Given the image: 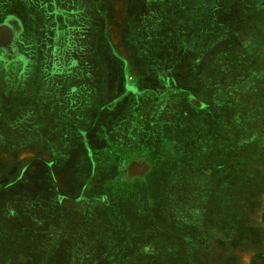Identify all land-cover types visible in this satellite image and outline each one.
<instances>
[{
  "label": "rangeland",
  "instance_id": "obj_1",
  "mask_svg": "<svg viewBox=\"0 0 264 264\" xmlns=\"http://www.w3.org/2000/svg\"><path fill=\"white\" fill-rule=\"evenodd\" d=\"M135 1L139 3L132 5L130 0H64L58 4L57 0H54L53 8L45 5L41 8V5H36V12L32 11L29 5H20L18 0L0 1V144L6 145L5 148L0 147V156L5 160L0 165V237L5 236L2 233L6 232L1 208L8 197L14 194L17 197L34 196L46 202L49 199L46 190L53 187L51 172L46 171V168L41 170L45 164H31V160L33 162L36 157L42 156L45 160H40L45 163L53 157L51 152H46L42 146L44 144L38 146L39 148L33 145L46 142V136L42 133L52 125L51 118L45 117L49 113L46 93L49 97L54 93L55 98L64 94V101H55L62 105V109L55 112L54 116L57 115L60 119L63 115L62 119L69 123L66 132H55V137L61 140L64 138L69 144L62 152L69 154V157L79 147V135L76 132L78 119H84L86 127L89 125L87 119L91 114L102 116V122L98 125L102 136L98 149L101 151L110 150L107 149L108 144L111 141L119 142L122 138L129 142L189 141L190 118L194 111L202 114L199 121L203 125H210L221 110V102H235V97L244 93L247 101L243 109V132L238 134L236 130L231 131L228 123L227 126L221 127L213 122L209 142L212 140V133L213 137L223 141L226 147L222 154L219 153L222 143L214 139L213 154L218 153V156L212 157L217 159L200 166L183 160V163L186 162L180 171V183H183V187L179 189L180 194L168 198L170 206L166 210L169 217L160 218L165 224L156 226L154 221L157 220V208L154 215L148 216L141 212L144 209L142 206H136L134 221L131 222L135 232H141V223L146 221L150 224L149 227L142 228V233L136 236L138 238L134 239V236L130 235L129 249L128 241L125 244L120 242L116 245L117 251L109 254L105 263H99L122 264V259H126L129 264H264V101L259 103L253 97L257 92L253 84L239 79L249 76V81L252 82V72H257L264 81V67H251L249 72H246V68L236 65L240 62L233 63L240 60L237 56L240 58L239 54L242 53L252 58L256 64L264 63V24H260L262 34L258 30L255 33L254 30H239L234 24H230L231 19L220 14L218 9V5L226 6L224 3L233 4L234 7L235 0H210L203 3L207 6L204 18H197L194 22L197 27L202 25L203 31L210 32V28L216 29L217 26L223 27V30L217 28L213 31L218 35H214L212 39L215 47L211 51L189 52L178 47L179 39L175 38L169 29L152 31L149 28L147 32L145 29L140 30L142 20L132 18L142 11L147 0ZM191 1L198 2L184 0L183 4L188 5ZM172 5L173 2L163 4L164 14L161 21L165 18L164 25L174 26L176 29L182 22V13L180 6H176L174 10ZM238 5L246 13L255 12L264 9V0H240ZM19 10L28 17L26 20L19 14ZM176 16L179 18L177 21ZM260 17L263 21L264 12ZM28 19H33L37 24L36 35L33 37L27 33ZM219 19L224 20L221 25H217ZM149 23H153L156 29L159 22L153 19ZM242 23L243 26H248L246 21ZM238 31H243L245 36L242 33L241 37L238 36ZM201 43L205 44V41ZM221 44H225L222 54L217 53ZM231 44L236 47L231 48ZM189 59L204 62L218 60L222 62L219 64L223 65L222 69L220 66L218 69L214 67L206 70L211 71L208 74L214 80L207 90H201L196 95L191 92L195 88L191 78L207 72L200 71L201 65H198L199 73H195L192 68L179 66L180 61ZM126 60L130 64V82H135L137 89L149 87L158 77L182 79H179L178 91L172 92L173 89L168 87L164 90L169 94L160 104L163 110L160 119L153 117L157 110L160 111L158 107L152 106L159 104L155 99L149 102L155 109L149 111L142 122L139 119L135 121L133 129L136 128L133 132L129 130V136L127 134V137L120 138L112 134L115 133L113 124L109 122L112 115L129 110V116H132L136 107L139 112L145 111L143 114L147 113V108L152 109L148 107V100L142 102L143 106H137L134 101L136 107L132 108L127 99L122 100L113 109H103L124 97L126 72L123 61ZM81 78L86 82L85 88L78 87L77 82H81ZM63 80L67 81V85L62 89ZM260 91L264 92V86ZM153 93L154 98L159 97L155 91ZM26 95L29 98L31 95L39 96L45 100L24 99ZM196 96L202 100H199L202 110H197L194 106ZM253 111H261L263 115L253 116ZM229 117V126L237 129L238 118L233 120L232 115ZM248 126H251L253 131H249ZM36 128L38 132L32 133ZM193 135L195 137L194 133ZM53 150L56 153V149ZM133 150H138L139 154L146 151L137 147ZM159 152L164 154L163 150ZM180 152L182 158L189 156V150L180 148ZM57 157V154H54L55 160ZM101 158L105 164H110V156ZM116 164L120 165V162ZM73 172H77L75 166ZM73 178L76 180L73 181ZM14 183L19 185L13 186L16 188L8 187ZM68 183L78 190V172L77 175L73 174L72 181L66 180V184ZM35 185L44 190L35 193ZM6 187L8 188L2 190ZM66 190L64 188L63 193ZM20 194L22 195L19 196ZM68 200L65 202L70 203ZM56 204L63 205L58 202ZM22 226L25 227L23 224ZM18 238H22L18 246L0 238V264H31L27 260L31 257L30 252L23 254L28 248L39 258L44 257L45 251L37 242H26L23 235ZM136 240L144 242L138 245ZM55 243L49 244L48 248L53 250ZM104 248L105 244L96 251L97 256L101 257L107 251ZM20 251L22 254L18 256ZM153 251L156 253L147 254ZM67 254L66 249L61 250L59 264H65ZM22 256H25V259L21 258ZM34 264L49 262L37 261Z\"/></svg>",
  "mask_w": 264,
  "mask_h": 264
},
{
  "label": "crops",
  "instance_id": "obj_2",
  "mask_svg": "<svg viewBox=\"0 0 264 264\" xmlns=\"http://www.w3.org/2000/svg\"><path fill=\"white\" fill-rule=\"evenodd\" d=\"M18 1L20 5H29V7H31L30 9L34 12H36L37 9L36 5H41V8H44V5L46 6L48 4L47 0ZM62 1L64 2V0H57L58 4ZM209 1L210 0H198V2L191 1L188 5H184V0H147V4H144L145 6L142 7V11L135 17H133L132 20L136 18L141 19L142 22L140 23V30L145 29L146 32L149 28H151L152 31H163L165 29H169L171 31V34H173L175 38L179 39L178 47H180L181 49H187L189 52H207L211 51L215 47L212 39L214 35H218V33L214 34L213 31H216L217 28L223 30V27L217 26L216 29L210 28V32L203 31L201 29L202 25H199V27H197L194 22V20L197 18H199L200 20L204 18V11L207 6L203 3ZM137 2L139 3V1L134 2V0H130L129 3H132L133 5V3ZM168 2H173L172 8L174 10L176 6H180V11L182 13V17L180 19H182V22L180 23V25H178V27H176V29L174 28V26H165V18L161 21V17H163L164 14L163 4ZM238 2H240V0H238ZM238 2L235 0L234 7H232L233 4L227 3H224L227 7L218 5V9L221 11L220 14L227 16L228 19H231L230 24H234V26H236L237 29L239 28V30H254V33L258 30L259 33L262 34L263 31L261 30V25L264 24V20L262 21L260 16L261 13L264 12V9L261 8V10L246 13L244 9L242 10L241 7H239ZM22 13L23 12L19 10V14L21 16L23 15ZM23 16L25 17V20L28 18H26V15ZM177 18L178 17L176 16V21ZM153 19H156L157 22H159L156 24V29L154 28L153 23H149ZM207 19H205V21ZM220 19L222 18L220 17ZM220 19V22L217 23V25H221L222 22H224L225 20V18L224 20ZM244 21L247 22L248 26H243L242 22ZM26 29L29 35H31L32 37L35 36L37 30L36 22L33 19H28V26L26 27ZM241 33L244 34L243 31H238L237 35L241 37ZM204 41L205 44L201 43ZM222 44L220 48H218L217 53H223V47L225 44ZM230 46L233 49L236 47L232 44ZM197 48L199 49L197 50ZM239 55L240 58L238 56L237 58L240 60L233 61V63L240 62L236 65L242 68H246V72H249V69H251V67H264V63L262 64L260 61L261 58H259L261 64H256V62L254 63L252 61V58H249L247 55L245 56L243 55V53ZM234 58H236V56H234ZM220 62L221 61L212 59L206 62H204L203 60L191 61L189 59L185 61H180L179 66H181V68H192L195 73H199L197 70L198 65H201L200 71L202 72L203 70L206 71L208 69H213L214 67L218 69V67L220 66L222 69L223 65L219 64ZM123 63L126 72V79L124 84V97L117 100L115 99V103L113 102L110 106L103 107V109H113V107L118 105L124 99L130 101V106H132V108L136 107V104H133L134 101L137 102V106H143L142 102L144 100H148V107L154 106L160 109V111L157 110L156 115L153 116L154 118L160 119L162 113L161 111H163L161 110L160 104L163 103L164 97L169 94V92H164V90L167 89L166 87H168L169 89H173L172 92L178 91V82L179 79L182 78L158 77L154 79L152 85H150L149 87L143 89L140 88L139 91H136L131 89V86H134L135 82H130L131 78L129 76V61L126 60L123 61ZM141 65H143V63H141ZM208 73H211V71L209 70L207 73L202 72V75L199 74V76L191 78L194 81L195 85V88H193L194 91L191 90L193 95H196V93L201 90H207L208 86L211 85L214 79H212L213 77ZM252 74V82L249 81V76L240 77L239 79H244L245 82L251 83L253 84V86H255L254 89L257 92L253 97L256 101L258 100L259 103H262L264 101V92L261 93L260 89L262 88V86H264V81H262V79L259 77V73L257 74V72H252ZM81 80V82H77L78 87L85 88L86 82L84 81V78H81ZM220 80L221 79H219V81ZM21 84L23 85V83ZM26 84L27 83H25V85ZM154 91L156 92V95H159L160 98H154ZM46 95L48 97L46 100L47 106L49 108V113H47L45 117L47 119H49L48 116L51 118L52 125L47 128L45 133L41 132L42 134H45L46 142H42L40 144H33L34 142L32 141V139L30 141L32 142L31 144H33L34 147L36 146L37 148H39L38 146L44 144L42 146L45 147V149L47 150L46 152H51L53 156L51 159L46 160V163L40 160H45V158H43L42 156L40 158L36 157V160H34L33 162L31 160V164L33 166L45 164L44 167L41 168V170L46 168V171L51 172V178L53 179V187L48 188V190H46V194L49 199L46 200V202H43L42 198H34V196L27 197L25 195L21 196L22 194L19 195L21 197H17L14 194L5 200L1 208V213L3 215L2 221L6 226V232L2 233L5 236H1L0 238H3L14 246H18L21 243L20 241L22 240V238L18 237L23 235V239L26 242H37V245H40V247L44 249V257L41 258H39L32 249L28 248V250L23 251V254L28 251L30 252L31 257L27 260L31 262V264H34L37 261H47L49 262V264H59L58 258L61 255V250L64 249H66L68 253L66 257L67 260L64 261L65 264H100L99 261L101 263L104 261L103 263H105V260L109 257L108 255L117 251L116 245H118L120 242L125 244L128 241L127 244L129 249L130 235H133L135 239L138 233H142V228L149 227L150 224L146 221L144 224L141 223V232H135V227L132 225L131 222L134 221V209L138 205L144 208L142 209L143 211L141 210V212L143 214H147L148 216L151 214L154 215V210L157 208V216L155 215L157 217V220L154 222L156 223V226L165 224V221H160V218H165V216L169 217L168 211L166 210V208L169 209L170 206L168 198L171 196H175L176 194H180L181 191L179 189L183 187V183H180L182 181L181 179L180 182L179 180L176 182V189L171 187L170 185L173 184L172 182H175L176 179L170 182V180L167 178V173L169 171L161 169L160 166H165L166 164L164 162L169 161L171 159L170 157H172V160L180 166V170L178 171L180 173V171L182 170V166L186 164V162L191 163L192 161V164L200 166L203 164H207L208 162H212L214 161V159H217L215 157H212L213 155L218 156V153L213 154L214 148L212 141L216 139L217 141H220V143H222V147L220 149L221 151L219 152L221 154L223 153L226 144L219 138L213 137L212 133L210 138L212 140L211 142H209V133L213 122L219 124L221 127H223V125L227 126L228 123V128L231 131L236 130L238 134L240 132H243L244 120L242 121V117L245 113L243 109L245 106L244 104L247 101L246 94L242 93L240 94V97H235V102H221V110L219 111V113L216 114V120H213L210 125H203L199 121V117L202 114L194 111L190 118V126L188 133L190 138L189 141H125L122 137H127V134L129 136V130L130 132L134 131V129L136 128L135 127L133 129V127L135 126V121L139 119V121L142 122L143 119H145V117L149 113V111H152L155 108H147V113L143 114L145 111L141 110V112H139L136 107V110L133 109L132 111V116H129V110L125 113L118 112L110 117L109 122L113 124L115 133L112 134H115L116 137H120L122 139L119 142L111 141V143L108 144L109 147H107V149L110 148V150L105 151H101L98 149L100 144V138H102L101 133H99L98 131V125L102 122V116H99L97 113H94L93 115L91 114L89 116L90 118L87 119L89 121V125L86 127V123H83L84 119L83 121L82 119H78V127L76 132H78L79 135V147L69 157V154L65 155L62 153L64 149L69 147V144L64 141V138L61 140L60 138L56 139L55 137V132L65 133L69 123L67 120L62 119L63 115H61V120L57 118V115L54 116L55 112L57 113L59 109H62V105L58 104V101L55 103V101H64V94H62L59 98H55V95L49 97L47 93ZM23 98L33 101L45 100V98L41 97L40 99L39 96L33 95H31L30 98L27 95ZM155 99L158 100L159 104L153 105L152 103H149ZM197 99L195 100L196 102L194 103V106L197 110H202V105L200 103V101L202 100L200 98ZM192 101L193 99H191V102ZM62 103L64 104V102ZM235 110L237 112H235ZM235 114H238V116H236L238 118L237 129H235L233 126H229V115H232V119L235 120ZM260 114L263 115L261 111L260 113H257L256 111L252 112L253 116ZM35 115H37V111ZM248 128L249 131H253L251 126H248ZM35 131L38 132V129L36 128L34 131H32V133H34ZM193 133L195 134V137ZM129 143L131 144V147H129ZM5 146L6 145L0 144V147L2 148H5ZM114 147L120 149L121 151L114 149ZM136 147L140 150L145 149L146 151L141 150L143 153L139 154L138 150H134L133 152L131 151L129 154V149H135ZM149 148L151 150H149ZM180 148L189 150V156H184L182 158ZM53 149H56V153ZM87 150L89 153H87ZM159 150H163L164 154H161ZM54 154H57V160L54 159ZM129 155L130 157H134L135 155H146L152 163L158 166L155 169V176H152L151 178L149 176V179L147 177V181H137V194L129 193V176L124 177L125 168H127V164H129ZM103 156H110L109 163L111 165L105 164V162L101 158ZM3 158L4 157L1 158L0 156V165L5 162ZM220 158L222 159V157ZM183 160H186V162L183 163ZM48 162L54 163L52 171L48 165ZM119 162L120 165H117L116 163ZM74 166L76 167V170L79 174V184H77L78 190H75V187H73L72 184H66L67 179H69V181H72L73 174L77 175V172H73ZM64 177H66L67 179H65ZM208 177L209 176H207V178ZM155 178L156 180L154 181ZM59 179H61V181H59ZM63 179L65 180L63 181ZM75 180L76 179L73 178V181ZM153 181L154 186L152 187L151 182ZM165 181H168L170 185H166ZM146 182L148 183L146 184ZM13 186L14 185L12 184L8 187ZM8 187L2 188V190L7 189ZM13 188H16V186ZM64 188L67 189L65 193H63ZM43 190V188L41 189L38 185H35L33 191L35 193H41ZM146 193H148V196H146ZM59 196L61 200L59 199ZM67 199H69L68 201H70V203L65 202V200ZM143 199H145V201ZM57 202L63 203V205L60 204L61 206H59L58 204H56ZM129 207L132 211L129 209ZM59 218L61 219L58 220ZM22 222H27V224ZM22 224L25 225V227H23ZM53 242H56V246L53 247V250H50L48 246ZM143 242L144 240H136V243L138 245H142ZM103 244H105L106 248L104 249H107V251L103 253L101 257H99L97 256L96 251L102 248ZM49 252L51 254H49ZM155 253L156 252L153 251L147 254L152 255ZM20 254H22L21 251L19 252L18 256H20ZM21 258L25 259V256H22ZM122 264H129V261L126 259H122Z\"/></svg>",
  "mask_w": 264,
  "mask_h": 264
},
{
  "label": "flooded vegetation",
  "instance_id": "obj_3",
  "mask_svg": "<svg viewBox=\"0 0 264 264\" xmlns=\"http://www.w3.org/2000/svg\"><path fill=\"white\" fill-rule=\"evenodd\" d=\"M48 4L46 6H50V8H53L54 5V0H47ZM125 78V77H124ZM126 79V78H125ZM67 85V81L63 80L61 83V87L62 89ZM131 89L139 91L140 89L135 88L134 86H131ZM52 96L54 95V93H51ZM129 147H131V144L129 143ZM133 152L134 150L132 148L129 149V154L130 152ZM87 153L88 150H87ZM166 165L165 166H160L161 169L165 170V171H169L167 173V178L170 180V182H172V180H175V182H172L173 184L170 185V183L168 181H165L166 185H170L171 187H173L174 189L177 188L176 182L179 180H181V172L179 173L178 171L180 170V166L178 164H176L172 159H170L169 161L164 162ZM48 165L52 171V167L54 165L53 162H48ZM158 166L154 163H152L147 156H139V155H135L134 157H130L129 155V164H127V168H125V176H129V193L131 194H137L136 193V184L137 181H147V177L149 179L152 176H155V169ZM167 179V180H168ZM156 180V178L154 179V181ZM154 181L151 182L152 187L154 186ZM134 183V185H133ZM148 182H146L147 184ZM15 185V183L13 184ZM150 188V187H149ZM173 190V189H171ZM153 193V191H152ZM148 193H146V196ZM59 199L61 200L60 196ZM10 211V210H9ZM52 264V263H51Z\"/></svg>",
  "mask_w": 264,
  "mask_h": 264
}]
</instances>
